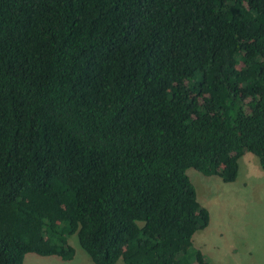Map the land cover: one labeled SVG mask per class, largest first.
I'll return each mask as SVG.
<instances>
[{"label":"trees","instance_id":"trees-1","mask_svg":"<svg viewBox=\"0 0 264 264\" xmlns=\"http://www.w3.org/2000/svg\"><path fill=\"white\" fill-rule=\"evenodd\" d=\"M264 171V0H0V264H211L187 175Z\"/></svg>","mask_w":264,"mask_h":264},{"label":"rangeland","instance_id":"rangeland-1","mask_svg":"<svg viewBox=\"0 0 264 264\" xmlns=\"http://www.w3.org/2000/svg\"><path fill=\"white\" fill-rule=\"evenodd\" d=\"M247 155L253 156L255 163L249 161L247 175L241 158L234 183L194 169L187 171L199 203L210 212V224L196 233L194 246L211 264H264V171L255 155ZM69 243L76 250L72 261L28 254L24 264H94L77 235ZM117 264L124 263L120 260Z\"/></svg>","mask_w":264,"mask_h":264},{"label":"crops","instance_id":"crops-1","mask_svg":"<svg viewBox=\"0 0 264 264\" xmlns=\"http://www.w3.org/2000/svg\"><path fill=\"white\" fill-rule=\"evenodd\" d=\"M248 154V153H247ZM247 154H245L243 157H242V166H243V168H244V172H246L247 173V169L249 170L250 168H249V161L250 160H252L253 162H254V157L253 156H249V155H247ZM255 163V162H254ZM249 173V172H248ZM248 173H247V175H248ZM246 175V176H247Z\"/></svg>","mask_w":264,"mask_h":264}]
</instances>
